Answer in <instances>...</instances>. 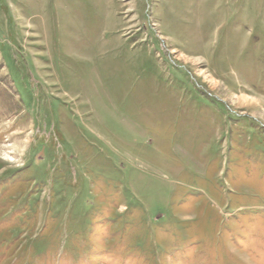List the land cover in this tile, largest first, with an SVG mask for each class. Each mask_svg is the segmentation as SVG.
I'll return each instance as SVG.
<instances>
[{
	"label": "rangeland",
	"instance_id": "rangeland-1",
	"mask_svg": "<svg viewBox=\"0 0 264 264\" xmlns=\"http://www.w3.org/2000/svg\"><path fill=\"white\" fill-rule=\"evenodd\" d=\"M0 264H264V0H0Z\"/></svg>",
	"mask_w": 264,
	"mask_h": 264
}]
</instances>
